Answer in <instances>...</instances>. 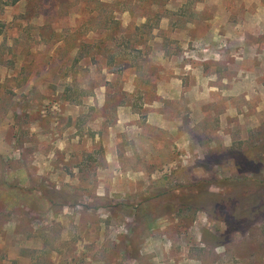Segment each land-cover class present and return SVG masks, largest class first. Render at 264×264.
<instances>
[{"label":"rangeland","instance_id":"obj_1","mask_svg":"<svg viewBox=\"0 0 264 264\" xmlns=\"http://www.w3.org/2000/svg\"><path fill=\"white\" fill-rule=\"evenodd\" d=\"M261 8L0 0V264H264V205L224 246L215 207L264 189L261 97L201 92L234 74L217 34Z\"/></svg>","mask_w":264,"mask_h":264},{"label":"crops","instance_id":"obj_2","mask_svg":"<svg viewBox=\"0 0 264 264\" xmlns=\"http://www.w3.org/2000/svg\"><path fill=\"white\" fill-rule=\"evenodd\" d=\"M225 10H221L224 13ZM242 17L237 20H230L229 25H227V31L221 30L217 36L221 38V41L227 46L231 47V50L222 51L221 54H216L217 58L214 61H221L224 65L230 66L233 69L232 75L230 77L226 75L219 76L216 81H220L217 85L213 83L208 85L205 92L202 94H212L219 96H232L235 98H245L250 99L252 97H261L259 101L260 105L257 108L260 113L264 112V46L261 48L262 54L257 53L255 58H247L245 52L241 51L246 49L247 51L257 50L256 43H251L249 40L254 38L256 41L260 37H264V32L260 30H255L253 27L246 26L245 16H261L264 15V8L259 9L260 14L253 15L252 11L243 10L240 11ZM248 28V30L246 29ZM254 29V30H253ZM253 44V45H252ZM240 49V50H239ZM209 49H207L208 51ZM226 57V58H225ZM258 61V62H256ZM235 67V68H233ZM207 75L206 80H212L213 77ZM213 81V80H212ZM229 83V84H228ZM246 100H243V107L246 106ZM231 113H233L231 111Z\"/></svg>","mask_w":264,"mask_h":264},{"label":"trees","instance_id":"obj_3","mask_svg":"<svg viewBox=\"0 0 264 264\" xmlns=\"http://www.w3.org/2000/svg\"><path fill=\"white\" fill-rule=\"evenodd\" d=\"M256 153H258L257 150H255L253 155L255 156ZM250 155L251 153L246 154L247 158L244 157L242 161L237 163L239 172L242 175L247 173H258L260 164H258L256 168V159ZM234 183L235 182H232L228 186H232ZM227 198L228 199L225 201L215 205L216 214L224 225V231L221 236L224 238V241L221 243V246L232 242L235 235L246 234L255 225V219H257L260 211L263 210L262 207L264 204L261 199H264V189H257L247 194L232 193V195L230 194ZM212 238V241L218 239L217 236Z\"/></svg>","mask_w":264,"mask_h":264}]
</instances>
